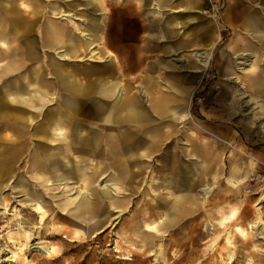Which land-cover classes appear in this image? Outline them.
I'll return each instance as SVG.
<instances>
[{"label": "crops", "instance_id": "crops-1", "mask_svg": "<svg viewBox=\"0 0 264 264\" xmlns=\"http://www.w3.org/2000/svg\"><path fill=\"white\" fill-rule=\"evenodd\" d=\"M103 1L90 0L98 8ZM69 3L0 0V126L11 128L4 134L6 140L0 142V160L17 156L14 153L20 151H16L15 139L26 130L28 135L47 139L48 148L42 149L40 163L31 161L32 156L25 160L30 178L18 175L14 179H25L20 185L29 191L48 183V206L52 207L57 197L50 195L52 186L76 188V196H58L61 201L55 202V217L67 219L72 225H83L82 221L89 218L90 226H95L93 220L100 214L101 205L120 206L112 192H120L128 184L129 162L158 152L165 137L176 138L175 120L191 103L194 79L201 70L198 62L210 59L205 49L209 42L212 46L216 43L219 72L237 82L231 87L240 97L246 94L257 107H264L257 99L264 95V0H108L114 7L109 6L105 19L101 20L97 11L93 20L85 22L87 26L80 23L81 27L72 20ZM48 7L66 20L60 23L48 17ZM209 11L212 14H207ZM180 32L188 33L181 38ZM154 38L162 44L155 43ZM222 39L227 40L225 44ZM106 43L114 44L117 57L110 50L104 51ZM150 46L161 48L158 51ZM202 47V51L195 50ZM183 48H189L190 54ZM49 49L62 61L50 56ZM150 51L154 55H148ZM86 55L94 61L85 67L90 73L84 76L90 80L77 76L74 63L67 62ZM240 70L247 72L240 75ZM121 71L123 76H119ZM225 85L230 89L228 83ZM2 96L11 103H4ZM46 101L55 103L48 112L43 106ZM34 114L41 115V122L33 120ZM13 116L28 119L29 125L12 120ZM197 135L191 131L184 134L188 155L200 158L210 171L214 165L212 147L202 141L205 149L196 148L198 141L192 139ZM241 143L246 145L243 139ZM87 155L114 159L106 163L111 172L99 177V164L84 161ZM1 161L3 190L10 167H3ZM112 165L120 170L115 171ZM197 165H187V179L180 180L176 172L172 176L169 172L167 180L153 177V183L160 186L178 181L185 184L186 191L179 197L169 196L167 214L181 200L190 202V181L195 176L192 170ZM258 168L264 169V146L245 148V165L238 173L245 177ZM208 174L211 177L212 170ZM242 176L232 174L227 178L239 184ZM78 183L84 186L79 188ZM187 205L184 211L191 209Z\"/></svg>", "mask_w": 264, "mask_h": 264}, {"label": "rangeland", "instance_id": "rangeland-1", "mask_svg": "<svg viewBox=\"0 0 264 264\" xmlns=\"http://www.w3.org/2000/svg\"><path fill=\"white\" fill-rule=\"evenodd\" d=\"M122 1L116 0L117 3ZM95 2L70 0L68 12L72 20L79 22L81 27L80 23L91 22L97 11L101 20L105 19L109 6L114 7L112 3L108 5V0L103 1L101 8L94 7ZM210 13L212 11L207 14ZM47 14L60 23L66 20L52 13L49 7ZM187 33L180 32V37ZM226 41L222 39L221 43ZM103 47L104 51L110 50L112 55L118 56L114 44L106 43ZM149 48L160 51L161 47ZM205 49L210 59H206V63L198 62L201 70L199 77L194 79L196 88L191 103L184 115L175 120L176 138L165 137L158 152L129 162L128 184L120 192H112L123 210L118 211L119 207L114 204L101 205L100 214L93 220L95 226H90L89 218L82 221L83 225H72L67 219L55 217V202L66 195L76 196L79 193L76 188L52 186L50 195H57L54 207L48 206V183L38 185L34 191L22 188L20 184L26 180L21 176L14 178L18 175L30 178L25 160L32 156L31 161L40 163L42 149L48 148V140L28 135L27 130L15 139L14 146L20 152L14 153L15 157L0 160L3 167L6 164L10 167L3 181L5 187L0 190V264H264V169L258 168L245 177L238 173L245 165V148L252 150L264 146V107H257L246 94L240 97L235 87H231L237 86V82L219 72L221 62L216 55V43L212 46L209 42ZM195 50L202 51L204 47ZM183 52L190 54L189 48ZM49 55L62 61L52 50ZM148 55L154 53L150 51ZM67 62L74 63L77 76L91 79L84 76L90 73L85 67L94 62L87 55ZM246 72L240 70L238 74ZM123 75L121 71L119 76ZM2 99L4 103H11L7 96ZM257 99L264 106V95ZM54 105L46 101L43 106L48 112V107ZM11 119L21 125L24 123L25 127L30 122L16 116ZM33 120L41 122V115L34 114ZM3 128L0 126V142L6 140L4 134L11 130ZM189 131L198 134L192 139L198 141L196 148L205 149L202 141H208L209 149L212 147L211 177L208 174L211 170L208 171L200 158L188 155L184 134ZM242 139L246 145L241 143ZM5 154L10 156V153ZM85 158L84 161L99 164V177L111 172L106 166L111 159L104 160L99 155ZM191 162L198 165L192 170L195 176L190 181V202L181 200L169 215L165 212L169 196L170 199L179 197L186 191L185 184L178 181L160 186L153 183V177L167 180L169 172L171 176L176 172L180 180L187 179V165ZM114 166L118 172V165L111 167ZM232 174L242 176L243 181L234 184L227 178ZM78 186L84 184L78 183ZM260 198L262 201L258 203ZM187 204L191 209L184 211Z\"/></svg>", "mask_w": 264, "mask_h": 264}, {"label": "bare ground", "instance_id": "bare-ground-1", "mask_svg": "<svg viewBox=\"0 0 264 264\" xmlns=\"http://www.w3.org/2000/svg\"><path fill=\"white\" fill-rule=\"evenodd\" d=\"M109 4H110V3H109ZM28 53H31V52H30V51L27 52L26 55H27ZM196 55H198V54H196ZM238 61H239V60H238ZM26 95H27V94H26ZM32 112H33V111H32ZM261 197H262V196H261ZM88 208H89V207H88ZM88 208H86V209L89 210L90 208H89V209H88Z\"/></svg>", "mask_w": 264, "mask_h": 264}]
</instances>
